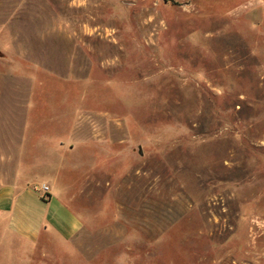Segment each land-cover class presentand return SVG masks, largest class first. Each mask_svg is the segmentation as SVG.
<instances>
[{"label": "rangeland", "instance_id": "rangeland-1", "mask_svg": "<svg viewBox=\"0 0 264 264\" xmlns=\"http://www.w3.org/2000/svg\"><path fill=\"white\" fill-rule=\"evenodd\" d=\"M24 103L83 219L51 264H264V0H0Z\"/></svg>", "mask_w": 264, "mask_h": 264}, {"label": "crops", "instance_id": "crops-1", "mask_svg": "<svg viewBox=\"0 0 264 264\" xmlns=\"http://www.w3.org/2000/svg\"><path fill=\"white\" fill-rule=\"evenodd\" d=\"M24 104L23 113L0 111V264H51L53 246L66 248L83 230V219L62 199L64 189L57 182L56 193L51 187L46 197L37 191L48 186L36 180L45 179L46 169L50 173L51 138L37 154Z\"/></svg>", "mask_w": 264, "mask_h": 264}, {"label": "built area", "instance_id": "built-area-1", "mask_svg": "<svg viewBox=\"0 0 264 264\" xmlns=\"http://www.w3.org/2000/svg\"><path fill=\"white\" fill-rule=\"evenodd\" d=\"M38 192H40L41 194H43V196H48L50 193V188L47 185H43L40 188H36Z\"/></svg>", "mask_w": 264, "mask_h": 264}]
</instances>
